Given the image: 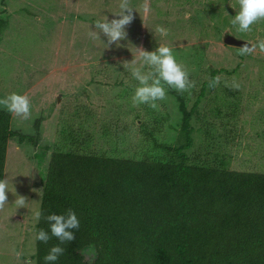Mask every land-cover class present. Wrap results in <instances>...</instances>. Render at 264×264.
<instances>
[{
    "label": "rangeland",
    "instance_id": "rangeland-1",
    "mask_svg": "<svg viewBox=\"0 0 264 264\" xmlns=\"http://www.w3.org/2000/svg\"><path fill=\"white\" fill-rule=\"evenodd\" d=\"M120 0H0V98L27 95L31 118L12 114L11 127L33 139L10 138L4 179L8 203L0 209V264H37V224L45 174L52 153L64 151L128 158L165 157L155 141L179 145L184 113L173 88L158 108L134 105L138 82L121 61L137 48L158 43L172 48L195 86L179 92L191 111V164L264 172V53L240 55L224 42L226 33L256 43L264 21L240 33L230 21L237 0H130L134 19L127 38L107 47V37L88 33L94 23L119 11ZM168 30L166 37L155 32ZM220 77L210 87L213 77ZM235 81L239 88L226 86ZM0 108L5 109L3 106ZM38 125V126H37ZM155 138V141L153 140ZM26 198L25 207L15 199ZM88 261L94 246L83 249Z\"/></svg>",
    "mask_w": 264,
    "mask_h": 264
},
{
    "label": "trees",
    "instance_id": "trees-1",
    "mask_svg": "<svg viewBox=\"0 0 264 264\" xmlns=\"http://www.w3.org/2000/svg\"><path fill=\"white\" fill-rule=\"evenodd\" d=\"M0 18V31L7 24ZM184 113L179 145L155 146L165 157L128 158L64 151L52 153L45 174L41 218L51 237L37 241V264L51 246L48 214L73 209L75 239L61 245L56 264H264V172L225 164H191V111L173 92ZM12 114L0 108V179L9 140H32L11 127ZM38 126V125H37ZM94 246L88 261L83 249Z\"/></svg>",
    "mask_w": 264,
    "mask_h": 264
},
{
    "label": "clouds",
    "instance_id": "clouds-1",
    "mask_svg": "<svg viewBox=\"0 0 264 264\" xmlns=\"http://www.w3.org/2000/svg\"><path fill=\"white\" fill-rule=\"evenodd\" d=\"M237 3L239 8L230 23L237 26L240 33H248L252 31L254 24L264 21V0H237ZM141 7L147 13L150 10L148 0H144ZM134 9L137 10L130 4V0H120L119 11L113 13L118 18L109 20L107 16H104L102 19L96 20L94 23L96 31H90L89 37L100 39L99 33L102 32L107 37V47L113 43L119 46V42L127 38L126 28L134 19ZM155 32L159 33L161 37L168 35V30L163 26H157ZM136 48V58L131 61H121L124 69L130 71L132 77L138 82L132 96L134 105L146 104L152 109H157L159 107L157 101L166 98L164 85L181 93L195 86L194 81L189 78L188 70L176 60L172 48L167 44L158 43V46L152 51L145 50L143 47ZM257 48L264 53V39L258 38L256 43L246 41L240 47L239 54L250 55ZM220 80L221 78L218 76L213 77L209 81V86H218ZM225 84L239 88V84L235 81L231 85L227 82ZM0 106L22 120L31 118V102L27 95L12 92L4 98H0ZM7 191V179H0V209H3L8 203ZM18 197L15 199L17 208L25 207L26 198ZM35 215L39 220L42 213L37 211ZM44 218L49 222L51 236L56 237L59 244L51 246L43 259L45 264H56L65 251L61 245L75 239L73 230L79 229V219L73 209H68L64 214L51 213ZM50 238L49 232L43 228L36 233V240L45 244L49 242Z\"/></svg>",
    "mask_w": 264,
    "mask_h": 264
},
{
    "label": "water",
    "instance_id": "water-1",
    "mask_svg": "<svg viewBox=\"0 0 264 264\" xmlns=\"http://www.w3.org/2000/svg\"><path fill=\"white\" fill-rule=\"evenodd\" d=\"M246 41L249 42V43H251L248 40L239 39V38H237L236 36H234L231 33H226L225 36H224V42L226 44L233 45V46H239V47H241V46H243L246 43Z\"/></svg>",
    "mask_w": 264,
    "mask_h": 264
}]
</instances>
